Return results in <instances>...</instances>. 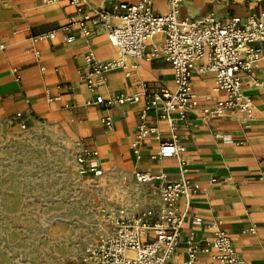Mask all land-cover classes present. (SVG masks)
I'll list each match as a JSON object with an SVG mask.
<instances>
[{"label":"crops","instance_id":"0c3cea01","mask_svg":"<svg viewBox=\"0 0 264 264\" xmlns=\"http://www.w3.org/2000/svg\"><path fill=\"white\" fill-rule=\"evenodd\" d=\"M87 1L109 9L116 0ZM164 5L165 0L153 1L156 12L163 11ZM260 10H264V0H188L180 13L199 18L212 12L224 20ZM79 18L76 8L67 2L0 0V126L20 113L26 126L43 121L68 129L84 147L96 151L87 155L81 166L112 176L120 187L130 190V206H158L156 191L148 184L135 186L134 175L139 171L162 175L166 182L180 178L177 157H155L160 143L171 136L167 121L158 116L159 107L148 111L144 120L155 132L144 135L137 147L132 144L141 123L142 87L148 94L162 87L173 89L172 69L161 58H129L124 67L105 72L104 80L94 77L97 86L90 91L80 79L85 52L92 50L96 60L104 62L115 57L117 50L103 26L88 25L90 35L83 36L79 27L70 23ZM52 32L54 37H47ZM71 35L74 39L65 42ZM161 38L155 35L150 44ZM255 73L261 84L254 87L245 82L242 87L251 99V114L234 110L209 118L202 109L212 107L222 94L213 90L211 75L191 78L194 98L187 118L177 122L175 133L183 149L184 176L195 192L177 202L184 218L178 248L168 264L185 261L190 233L203 247L217 229L230 238L244 262L264 264V58ZM119 93H139L140 101L110 107L86 105L97 95L107 99ZM56 96L58 99H49ZM106 116L111 121L109 127L102 123ZM192 217L204 223L193 226ZM212 220L221 224L212 226ZM197 261L206 264L207 254L199 252Z\"/></svg>","mask_w":264,"mask_h":264},{"label":"built area","instance_id":"2783aa9c","mask_svg":"<svg viewBox=\"0 0 264 264\" xmlns=\"http://www.w3.org/2000/svg\"><path fill=\"white\" fill-rule=\"evenodd\" d=\"M153 1L116 0L106 9L95 7L87 0H43L45 3L67 2L73 5L80 18L70 23L76 24L85 37L90 35L88 25L103 26L109 43L116 48L117 55L104 62L97 61L92 50L85 52V70L80 73V79L90 91L97 86L94 77L104 80L105 72L124 67L129 58H161L170 65L173 73V89L162 87L158 92L148 94L142 87L141 123L132 145L137 147L144 135L155 132L156 128L146 127L144 120L148 111L159 107L158 116L167 121L171 136L160 143L155 157H177L180 178L166 182L162 175L136 172L135 186L151 185L159 197V205L136 213L126 207L102 210L104 226L98 237L84 247L78 264H168L178 248L184 218V214L177 209V202L195 192L184 176V161L180 157L183 149L175 133L177 122L187 118L189 104L194 98L191 78L194 75H211L213 90L222 94L212 107L202 109L205 118L223 116L234 110L251 114L253 105L242 87L245 82L254 87L261 84L255 69L264 58V10L243 17L233 15L224 20L212 12L192 18L180 13L188 0H165L161 12L154 10ZM158 34L162 36L161 41L150 44ZM47 37L53 38L54 33ZM73 39L74 36H67L65 42ZM148 46L151 48L147 52ZM128 101L139 102L140 94L119 93L107 99L97 95L93 100H87L86 105L110 107ZM10 122H15L21 129L26 127L20 113H16ZM102 123L109 127L110 118H102ZM79 145L77 162L83 164L85 157L95 155L96 151L81 143ZM190 223L199 226L204 221L192 217ZM220 224V220L211 221L212 226ZM185 243L187 257L182 264H199V252L207 254L206 264H248L241 259L232 241L221 229H217L215 236L203 247L195 243L192 233Z\"/></svg>","mask_w":264,"mask_h":264},{"label":"rangeland","instance_id":"374dc122","mask_svg":"<svg viewBox=\"0 0 264 264\" xmlns=\"http://www.w3.org/2000/svg\"><path fill=\"white\" fill-rule=\"evenodd\" d=\"M68 129L40 121L0 126V264H78L100 234L102 210L126 207V191L77 162Z\"/></svg>","mask_w":264,"mask_h":264},{"label":"bare ground","instance_id":"6f19581e","mask_svg":"<svg viewBox=\"0 0 264 264\" xmlns=\"http://www.w3.org/2000/svg\"><path fill=\"white\" fill-rule=\"evenodd\" d=\"M156 41V40H155Z\"/></svg>","mask_w":264,"mask_h":264}]
</instances>
